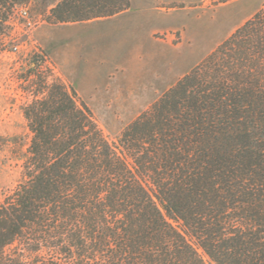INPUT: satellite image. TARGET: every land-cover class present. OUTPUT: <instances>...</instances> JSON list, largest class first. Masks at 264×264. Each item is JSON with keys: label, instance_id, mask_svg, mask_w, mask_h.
<instances>
[{"label": "trees", "instance_id": "trees-1", "mask_svg": "<svg viewBox=\"0 0 264 264\" xmlns=\"http://www.w3.org/2000/svg\"><path fill=\"white\" fill-rule=\"evenodd\" d=\"M28 1L0 0V55ZM49 2L54 22L131 7ZM40 68L26 76L22 176L0 197V264H264V7L115 141Z\"/></svg>", "mask_w": 264, "mask_h": 264}, {"label": "rangeland", "instance_id": "rangeland-1", "mask_svg": "<svg viewBox=\"0 0 264 264\" xmlns=\"http://www.w3.org/2000/svg\"><path fill=\"white\" fill-rule=\"evenodd\" d=\"M49 1L15 7L0 55V197L22 176L30 141L23 107L34 98L26 76L36 62L50 80L75 88L115 141L264 7V0H131L125 14L87 23L54 22Z\"/></svg>", "mask_w": 264, "mask_h": 264}, {"label": "crops", "instance_id": "crops-1", "mask_svg": "<svg viewBox=\"0 0 264 264\" xmlns=\"http://www.w3.org/2000/svg\"><path fill=\"white\" fill-rule=\"evenodd\" d=\"M127 12H128V11H127ZM125 13H126V12L121 13V14H119V15H117V16L109 17V18H101V19L87 20V21H85V22H87V23H89V22H101V21H105V20L112 19V18H116V17L121 16L122 14H125ZM81 22H84V21H81Z\"/></svg>", "mask_w": 264, "mask_h": 264}, {"label": "built area", "instance_id": "built-area-1", "mask_svg": "<svg viewBox=\"0 0 264 264\" xmlns=\"http://www.w3.org/2000/svg\"><path fill=\"white\" fill-rule=\"evenodd\" d=\"M21 9H23V7H21ZM25 13L27 12L26 10H23Z\"/></svg>", "mask_w": 264, "mask_h": 264}]
</instances>
